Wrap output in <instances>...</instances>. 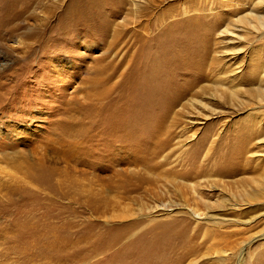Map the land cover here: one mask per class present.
Listing matches in <instances>:
<instances>
[{"label": "rangeland", "instance_id": "1", "mask_svg": "<svg viewBox=\"0 0 264 264\" xmlns=\"http://www.w3.org/2000/svg\"><path fill=\"white\" fill-rule=\"evenodd\" d=\"M142 250L264 264V0H0V264Z\"/></svg>", "mask_w": 264, "mask_h": 264}, {"label": "bare ground", "instance_id": "2", "mask_svg": "<svg viewBox=\"0 0 264 264\" xmlns=\"http://www.w3.org/2000/svg\"><path fill=\"white\" fill-rule=\"evenodd\" d=\"M223 33V32H222ZM162 137V136H161ZM158 139V138H157ZM164 141V140H163ZM160 142H162V141H160ZM166 142V141H165ZM169 142V141H168ZM159 143V142H158ZM164 143V142H163ZM162 144V143H161ZM160 145V144H159ZM158 145V146H159ZM156 147H158L157 145H155ZM156 149V148H155ZM158 149H160V148H158ZM163 150V149H162ZM161 149L160 150H158L155 154L154 153H152L153 155H151L149 158L151 159V160H154L155 159V156H157L161 151H162ZM202 154V153H201ZM216 156H217V154H216ZM206 157V156H205ZM211 157H213V156H211ZM194 158H198V157H194ZM193 158V159H194ZM222 160V159H221ZM220 160V161H221ZM190 162H192V160L190 159L189 160V163ZM192 163H194V162H192ZM202 163V162H201ZM221 163V162H220ZM231 169L230 168H227V165H222V164H219V163H217V160H216V163H214L213 164V166H210V167H208V165H205V164H200L199 166H195V165H193V164H190V169H186V171L185 172H170V174L174 177V178H177V177H182L183 179H185V180H188V179H191V180H195L196 178H197V176H198V174H199V172L201 171V170H204V171H206L207 170V168H211V169H213L212 171H216L217 173H220V174H225V175H235L236 173H237V170L235 169V167H234V165H233V163H231ZM157 168L159 169V168H162L161 167V164L159 163L158 164V166H157ZM185 168V167H184ZM199 168V169H198ZM184 181V180H183ZM184 182H186V181H184ZM191 190H193V191H195V186L194 185H192L191 186ZM193 216L195 217V220H197L198 219V216H195L194 214H193ZM209 221V220H208ZM212 222H214V220H211ZM135 226V225H134ZM128 227H130V225L129 226H127V228ZM134 229H136V228H134ZM131 230H133V229H131ZM130 231V230H129ZM131 232V231H130ZM128 233V232H127ZM158 248V247H157ZM131 249V248H130ZM163 250V249H162ZM210 250V249H209ZM160 251V250H159ZM167 251V250H166ZM142 252H143V254L145 255V256H142L143 258H141L140 259V261H139V264H164V263H162L161 261H160V258H159V260H154L153 258H151V255H150V253L148 252V251H145V250H142ZM168 252V251H167ZM173 252V251H172ZM171 252V253H172ZM160 253V252H159ZM170 253V254H171ZM215 254H216V252H214ZM163 255V254H162ZM186 255H189V253H186L182 258H184L185 260H186V258H187V256ZM153 256V255H152ZM160 256V255H159ZM158 259V258H157ZM173 259V258H172ZM166 260V259H165ZM128 262V261H127ZM183 262V260H178V262H177V264H181ZM193 262V261H192ZM192 262H190L189 264H193Z\"/></svg>", "mask_w": 264, "mask_h": 264}]
</instances>
